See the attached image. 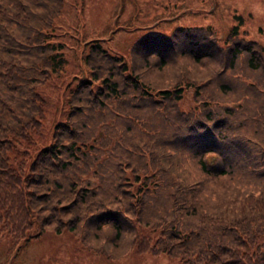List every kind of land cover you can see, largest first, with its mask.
Wrapping results in <instances>:
<instances>
[{
  "label": "trees",
  "instance_id": "1",
  "mask_svg": "<svg viewBox=\"0 0 264 264\" xmlns=\"http://www.w3.org/2000/svg\"><path fill=\"white\" fill-rule=\"evenodd\" d=\"M70 1L0 0V236L264 264V44L237 15L223 38L178 24L125 54Z\"/></svg>",
  "mask_w": 264,
  "mask_h": 264
},
{
  "label": "rangeland",
  "instance_id": "2",
  "mask_svg": "<svg viewBox=\"0 0 264 264\" xmlns=\"http://www.w3.org/2000/svg\"><path fill=\"white\" fill-rule=\"evenodd\" d=\"M66 11L74 17L77 13L75 26L84 37L98 36L108 49L125 54L142 34L169 33L178 24H210L223 38L239 21L237 15L243 17L244 34L264 44V0H71ZM180 105L184 109L195 105L190 91ZM44 130L50 138L52 123L45 122ZM12 241L9 234L0 236V264H181L165 252L111 259L85 246L71 230H45L29 240Z\"/></svg>",
  "mask_w": 264,
  "mask_h": 264
}]
</instances>
